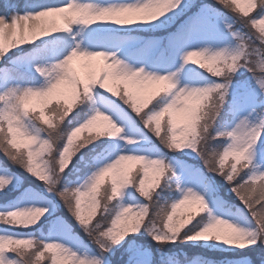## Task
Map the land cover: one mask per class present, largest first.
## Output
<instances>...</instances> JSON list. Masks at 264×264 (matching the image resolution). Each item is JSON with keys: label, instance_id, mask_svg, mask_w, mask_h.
<instances>
[{"label": "snow or ice", "instance_id": "6c2138e0", "mask_svg": "<svg viewBox=\"0 0 264 264\" xmlns=\"http://www.w3.org/2000/svg\"><path fill=\"white\" fill-rule=\"evenodd\" d=\"M244 13V6L234 0L0 3V152L43 188L24 186L7 169L0 175V264H182L180 254L165 250L167 245L211 238L239 249L264 247V127H260L264 79L241 59L250 46L257 52L264 48V26L253 27L264 16V7H257L250 18ZM42 18H52L51 23L42 26ZM117 20L129 21L119 26L136 24L140 30L163 35L150 37L134 50L101 46L98 30L87 31ZM194 58L199 59L190 63ZM77 60L83 75L74 66ZM257 67L264 69V61ZM240 69L249 75L235 79L243 76ZM181 77L191 82L186 84L223 93L215 126L208 133V152L193 151L200 114L180 104V86L173 84ZM94 90L128 105L131 112L125 114L134 113L155 140L143 149L101 150L81 157L65 176L82 148L122 131L111 115L99 109L64 127ZM165 95L170 98L162 102ZM240 116L259 121V136L244 148L235 146L238 138L229 127ZM72 130L74 136L83 133L87 139L78 142L70 162L54 176L38 158L52 150L54 140L59 141V153ZM177 153L200 164L177 159ZM118 156L126 158L105 168ZM210 156L214 167L209 166ZM62 179L67 182L61 184ZM129 186H133L131 199L147 201L140 210L121 200ZM224 188L239 205L225 198ZM106 190L111 199L104 205ZM61 205L74 223L57 214ZM36 213L38 218L27 226L13 222ZM46 216L51 220L43 238L15 231L35 228ZM153 216H159L166 231L157 230ZM191 264L210 261L194 258ZM225 264L252 261L244 257Z\"/></svg>", "mask_w": 264, "mask_h": 264}, {"label": "clouds", "instance_id": "9594fccd", "mask_svg": "<svg viewBox=\"0 0 264 264\" xmlns=\"http://www.w3.org/2000/svg\"><path fill=\"white\" fill-rule=\"evenodd\" d=\"M236 5H243L245 9L244 15L246 17H251L250 13L253 10H256L257 7H264V0H259V4L257 0H234ZM120 23H129V21H113L112 24L119 25ZM264 26V16H261L259 20L253 22V27H260ZM98 43H104V38L101 37L98 40ZM241 59L244 63L248 64L250 67H254L257 69V75L260 79H264V69L258 68V64L261 61H264V48H261L259 52L254 47H248L244 54L242 55ZM207 65L201 64V67H206ZM211 70V69H210ZM179 81L177 80L173 87H177L179 85ZM178 94L182 97L180 100V104L192 109L194 112L198 111L200 114V121H203L201 127L198 132L193 136V140L195 142V147L199 148V151L204 153L208 152L207 148V138L209 130L213 127L215 118L219 109V106L223 103L221 100V93L218 89H211L209 87H196L190 84H184L178 88ZM215 94V95H214ZM259 121H253L248 117L240 116L237 121L235 122L232 132L235 133L236 137L238 138L235 141V146L244 148L245 146H250L251 142L253 141L254 137L259 136V128H258ZM260 127H264L261 125ZM75 130L67 134L66 143L63 146V149L57 153L56 144L59 142L58 140H54L52 144V150L48 152L47 158L45 160V166L52 172L54 176H59V174L63 171L64 167L67 166L66 162H70V158L74 154L75 151L78 150V142L82 140H86L87 138L80 134V136H74L73 133ZM119 134V133H117ZM161 142L163 143V138L161 137ZM230 143H233L230 140ZM82 146V145H81ZM126 157L118 156L116 160L112 161L110 164L105 165V168H110L113 165H118L123 159ZM210 158V167L215 166V160L211 156ZM104 168L100 169V172H103ZM98 176L99 173H96ZM95 183V180H93ZM115 183V182H114ZM94 193H89L91 197ZM103 198V204L107 205L110 203V196L105 191ZM39 213H36L35 216L33 215H21L17 218V220L13 221L14 223H18L21 225L27 226L29 223H34L35 219H37ZM153 220L159 227V216H153ZM21 245L26 244L27 242H19Z\"/></svg>", "mask_w": 264, "mask_h": 264}, {"label": "trees", "instance_id": "16d2710c", "mask_svg": "<svg viewBox=\"0 0 264 264\" xmlns=\"http://www.w3.org/2000/svg\"><path fill=\"white\" fill-rule=\"evenodd\" d=\"M217 6L221 7V9L224 10L222 8V6H220V5H217ZM226 11H228L229 13L231 12V10H226ZM255 11L256 10H253V12L250 13V15H253L255 13ZM256 18L259 19L258 17H256ZM119 27L120 28L123 27V29L128 30V31H130V30L136 31V33L138 34V37L143 36V34L147 35V36H149L150 34L163 35V33H161V32H151V31L140 30V26L136 25V24L129 25V26H119ZM116 28L120 29L118 27H116ZM123 29H121V30H123ZM245 30H247V28H245ZM252 31L258 32V29H252ZM10 40H11V38H10ZM196 60L197 59L190 61V63H195ZM189 67L195 68L194 65H189ZM195 71L196 72H203V70H201L199 68H195ZM240 71L243 72V76L237 75V77H235V79H244L249 75V73L244 69H240ZM203 74L205 76L208 75L206 72H204ZM101 93L106 98L114 101L126 113L131 112V109L128 107V105L124 104L118 98L110 96L106 92H101ZM168 98H169V96L165 95V96L161 97L160 99L163 102L164 100H166ZM227 102H228V100L226 98L225 103L227 104ZM91 105H92V103H91L90 99H88L87 97L83 98L82 102H81V106L76 110V112H74L72 114V116H70L64 122V127L65 128L72 127L79 119H81L84 116V114L87 113V111L90 109ZM77 113H79V116H77ZM128 116H130L133 119V122L135 123V128L137 130H139L138 132L140 134L143 135V133L145 132L144 134H146V136H147V138L145 139L146 144L147 143L149 144L152 140H155L152 133L147 128H145L142 123L139 122L138 118H133L135 116L134 113H132V115H128ZM201 124H203V121L201 122ZM213 126H215V122H214ZM210 131H211V129H210ZM111 139L112 138H109L107 136L97 138L96 141L89 143V145L86 148H82L74 157L73 164L70 165L68 169H66L65 176H67V174L72 171L73 166L77 165V163L80 161L81 157L88 158L89 156H94L97 153H99L101 150H103L104 147L108 148V147L112 146V142H111L112 140ZM61 143H63V141H61ZM46 158H47V153L44 154V159L46 160ZM176 158L181 159V160H188L190 163H193V164H197V165L200 164L197 162V160H192L191 157L184 156L183 154H180V153L176 154ZM0 165H3L5 169H7L10 173H13L16 177H19V179L23 182L24 186L25 185L26 186H33V184H29V182H34L35 184L41 185V182L36 180L35 177L31 176L23 168L17 167L10 160H8V158L4 156L3 152H0ZM169 175H170V173H169ZM66 182H67L66 179H62L61 184H64ZM33 187H35V186H33ZM130 188H132V186H130ZM223 193L225 195V198L228 199L229 201H231L237 205L240 204L239 200H237L234 196H230L227 194V188L223 189ZM165 195L171 197L172 195H174V193L165 192ZM146 202L147 201H144L142 198L139 199V205L140 206L142 203H146ZM102 204H103V198H102ZM109 206H111V204ZM155 211H156V209L153 208L152 212H155ZM57 214L64 216L66 219L69 220V222L74 223L73 218L71 217V215L67 212V210L64 207L63 208L60 207L59 209H57ZM49 220H51V217L46 216L45 218H43L41 220L40 224H38L35 228L16 229L15 231L22 232V233H32V234L42 238L41 235L44 232L45 226L47 224H49L48 223ZM158 223H159V227L157 230L158 231H161V230L166 231L165 229H163L162 221H159ZM189 226H191V225H189ZM0 227H3V226L0 225ZM81 235H83V233H81ZM211 244H215L218 246L216 248L208 247V245H211ZM165 250L169 251V252H176V253L180 254L182 264H185L186 262H191V261H193L194 258L206 259V260H209L210 263L214 262V264H225L226 261H239L241 258H244V257L249 258L252 261V264H262V261H264V247L258 248L257 246H252L251 248H246V249H233V250L224 249L221 245H219V243L215 240V238H211L209 241H200L197 243L189 242V243H185V244H180V243L169 244V245H167ZM118 257H119V254H117L116 258L118 259Z\"/></svg>", "mask_w": 264, "mask_h": 264}, {"label": "rangeland", "instance_id": "374dc122", "mask_svg": "<svg viewBox=\"0 0 264 264\" xmlns=\"http://www.w3.org/2000/svg\"><path fill=\"white\" fill-rule=\"evenodd\" d=\"M2 2L3 1L0 0V3H2ZM44 2H53V0H50V1L44 0ZM51 20H52V18H42L39 23L42 26H48L51 23ZM29 23L31 24L33 22H29ZM87 31H90V29H88ZM10 38H11V36L9 35L8 39L10 40ZM103 38H104V43H99L101 46L125 48L124 41L117 42V43H115V42L110 43V42L106 41L105 37H103ZM99 39L100 38H97V41ZM85 43H86V41H85ZM194 59H199V58H194ZM80 64H81V62L79 60L74 61V66L83 75V69L80 67ZM186 83H191V82L184 79L183 77H181L178 87L183 86ZM200 83L202 85L203 81L201 80ZM92 98H93L94 104H93V107H92L89 115H91L94 112V110L99 109V110L104 111V112L108 113L109 115H111L113 120L117 123V125L122 127V131L118 134L117 137H114V142L116 144L115 147H111L110 150L111 149H119V150H123V151H128L130 149H143V147L146 145V143L144 142L143 135L138 132L139 130H137L133 124H130V121L132 120V118L130 116L126 115L124 112H121L120 109L118 107H116L114 104L110 103L109 101L105 100L104 98H100L98 94L94 93V97H92ZM249 118L251 120L253 119V117H249ZM132 121H131V123H132ZM233 126H234V123L231 124L229 127H233ZM129 139H134L135 143H133V144L128 143ZM44 162H45L44 156L42 158H38V163L43 165ZM197 162L200 163V161H198V160H197ZM3 174H4V169L2 167H0V175H3ZM29 184H33V186H35V187L39 186L40 190H43L42 185L35 184L34 182H29ZM131 190H133V186H132V188H130V186L128 188H126L124 190V195L121 197V200L125 203L135 204L136 210H140V205H139L138 200L131 199V197L129 195V192ZM27 202L28 201H23L22 203H27ZM61 208H63L62 205H61ZM218 243L224 249H230V250L239 249V248L229 247L224 242H218ZM257 247L262 248L261 246H257ZM188 264H191V263H188Z\"/></svg>", "mask_w": 264, "mask_h": 264}]
</instances>
